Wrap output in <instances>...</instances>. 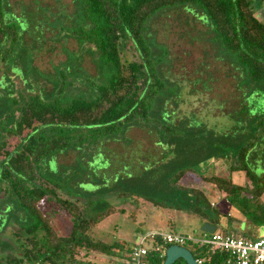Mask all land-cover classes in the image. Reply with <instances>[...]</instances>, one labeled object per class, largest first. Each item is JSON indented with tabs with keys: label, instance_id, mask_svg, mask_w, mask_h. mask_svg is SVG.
I'll list each match as a JSON object with an SVG mask.
<instances>
[{
	"label": "trees",
	"instance_id": "obj_1",
	"mask_svg": "<svg viewBox=\"0 0 264 264\" xmlns=\"http://www.w3.org/2000/svg\"><path fill=\"white\" fill-rule=\"evenodd\" d=\"M78 1L76 18L81 23L65 34L95 48L90 51L104 68V79L84 77L90 92L68 99L64 96L68 69H62L52 92L43 91L46 97L38 92L25 95L19 90L18 95L0 99V264H93L88 257L96 254L115 256L116 264H124L127 245L91 234L92 227L113 212V207L91 213L94 202L74 197L69 177L62 173L66 167L54 172L42 163L68 150L121 139L135 124L154 127L162 137H168L171 146L189 147L193 133L189 137L190 132L185 130L182 136L181 126L166 121L162 107L155 109L158 100L177 90L158 69L166 49L156 54L149 39L147 28L153 16L176 7L198 9L222 51L230 53L225 55L231 57V65L243 69L244 82L264 89V21L257 17L253 0ZM5 13L6 0H0V72L6 69L11 47L19 38L18 24L6 22ZM126 46L135 51L134 58L123 59ZM252 127L253 132L240 143L219 144L228 156L222 157L227 160L228 174L213 173L203 179L222 192L224 201L242 214L241 220L259 227L264 225V203L258 200L264 187H250L248 182L255 183L257 176L246 158L264 135V113L253 119ZM8 139L16 142L10 145ZM232 156L235 163L229 162ZM189 171L195 172V167L183 163L167 176V184L186 193L188 211L199 216L202 224H212L216 229L220 226L222 232L237 235L234 223L241 220L211 204L200 188L179 184ZM234 172L242 174L245 181L235 182ZM148 198L157 206L182 209L178 203L169 205ZM61 211L68 214L67 234H60L51 218ZM232 220L236 221L230 223ZM187 245L202 264H228V254L223 250L194 242ZM148 259L163 264L165 255L152 253ZM172 264L187 263L179 258Z\"/></svg>",
	"mask_w": 264,
	"mask_h": 264
},
{
	"label": "rangeland",
	"instance_id": "obj_2",
	"mask_svg": "<svg viewBox=\"0 0 264 264\" xmlns=\"http://www.w3.org/2000/svg\"><path fill=\"white\" fill-rule=\"evenodd\" d=\"M253 2L257 17L264 21V0ZM78 6V0H6L4 19L18 24L19 38L11 47L6 69L0 72V99L18 95L19 90L25 95L38 92L46 97L43 91L52 92L62 69H68L67 98L90 92L84 77L104 79V68L90 51L95 48L65 34L81 23L76 18ZM147 29L156 54L166 49L158 69L169 86L177 90L158 100L155 109L162 107L166 121L181 126L182 136L185 130L190 132L189 137L193 133L189 147L171 146L168 137H162L154 127L135 124L121 139L68 150L42 163L54 172L66 167L62 173L69 177L74 197L94 202L91 213L113 207V212L92 227L91 234L127 246L155 227L202 236V219L188 211L186 193L166 182L167 176L183 163L194 166L195 172H187L179 184L200 188L222 212L243 219L203 176L228 174L227 160L222 159L228 156L219 144L240 143L253 132V119L264 113V89L244 82L243 69L231 65L230 53L222 51L212 27L198 9L186 6L162 11L150 19ZM135 56L131 46L123 48L124 60ZM8 142L12 145L16 140ZM246 160L257 176L255 183L248 182L250 187H264V135ZM230 161L236 162L233 156ZM232 177L237 183L245 181L238 172ZM148 197L169 205L178 203L182 209L154 205ZM258 200L264 203V191ZM51 218L60 234L68 233L67 213L61 211ZM234 225L237 235L245 238L264 235V225L257 227L246 220ZM246 230L249 234L244 233ZM5 235L9 236L8 231ZM185 247L192 249L191 245ZM114 257L96 254L88 260L93 264H116Z\"/></svg>",
	"mask_w": 264,
	"mask_h": 264
},
{
	"label": "built area",
	"instance_id": "obj_3",
	"mask_svg": "<svg viewBox=\"0 0 264 264\" xmlns=\"http://www.w3.org/2000/svg\"><path fill=\"white\" fill-rule=\"evenodd\" d=\"M191 242L225 251L228 264H264V236L245 238L218 230L205 232L198 238L174 231L150 230L141 233L129 245L124 264H153L148 259L152 253L162 257L169 245L184 246ZM195 260L202 264L201 259Z\"/></svg>",
	"mask_w": 264,
	"mask_h": 264
},
{
	"label": "water",
	"instance_id": "obj_4",
	"mask_svg": "<svg viewBox=\"0 0 264 264\" xmlns=\"http://www.w3.org/2000/svg\"><path fill=\"white\" fill-rule=\"evenodd\" d=\"M202 230L205 232H213L216 230V226L204 223ZM183 259L187 264H198L193 254L185 246L169 245L165 250V260L163 264H172L177 259Z\"/></svg>",
	"mask_w": 264,
	"mask_h": 264
},
{
	"label": "crops",
	"instance_id": "obj_5",
	"mask_svg": "<svg viewBox=\"0 0 264 264\" xmlns=\"http://www.w3.org/2000/svg\"><path fill=\"white\" fill-rule=\"evenodd\" d=\"M246 223H247V224H251V223L248 222V221H246ZM150 230H160V229L155 227V228H151ZM150 230H149V231H150ZM216 230H217V229H216ZM248 231H249V230H248ZM248 231L246 230L244 233L249 234ZM249 232H250V231H249ZM251 234H252V233H251ZM240 236H241V235H240ZM249 236H251V238L260 237V235H258V233H257L256 236H253V237H252V235H249ZM262 236H264V235H262ZM128 247H129V246H128ZM124 256H126V254H124Z\"/></svg>",
	"mask_w": 264,
	"mask_h": 264
}]
</instances>
